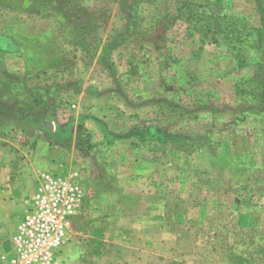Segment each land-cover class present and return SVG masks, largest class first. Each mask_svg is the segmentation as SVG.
Wrapping results in <instances>:
<instances>
[{
  "label": "rangeland",
  "instance_id": "374dc122",
  "mask_svg": "<svg viewBox=\"0 0 264 264\" xmlns=\"http://www.w3.org/2000/svg\"><path fill=\"white\" fill-rule=\"evenodd\" d=\"M0 171L82 186L54 264H264V0H0Z\"/></svg>",
  "mask_w": 264,
  "mask_h": 264
},
{
  "label": "built area",
  "instance_id": "2783aa9c",
  "mask_svg": "<svg viewBox=\"0 0 264 264\" xmlns=\"http://www.w3.org/2000/svg\"><path fill=\"white\" fill-rule=\"evenodd\" d=\"M82 197L78 182L42 172L11 237L12 253L2 256L3 264H54Z\"/></svg>",
  "mask_w": 264,
  "mask_h": 264
},
{
  "label": "crops",
  "instance_id": "0c3cea01",
  "mask_svg": "<svg viewBox=\"0 0 264 264\" xmlns=\"http://www.w3.org/2000/svg\"><path fill=\"white\" fill-rule=\"evenodd\" d=\"M39 175L37 179L39 178ZM11 188H13V182L7 183V178L5 179L0 171V264H3L2 256L9 257L12 253L11 237L16 226L13 222L10 223L7 221L10 200L13 194Z\"/></svg>",
  "mask_w": 264,
  "mask_h": 264
},
{
  "label": "trees",
  "instance_id": "16d2710c",
  "mask_svg": "<svg viewBox=\"0 0 264 264\" xmlns=\"http://www.w3.org/2000/svg\"><path fill=\"white\" fill-rule=\"evenodd\" d=\"M12 112H14V111H12ZM18 113H19L18 115L23 116V115H21V112L18 111ZM23 117H26L27 119H30L33 124H35V122L37 121L36 119H34L32 116H29V115H26V116H23ZM23 117H19V120L20 121L23 120L24 119ZM87 136L89 137V135H87Z\"/></svg>",
  "mask_w": 264,
  "mask_h": 264
}]
</instances>
